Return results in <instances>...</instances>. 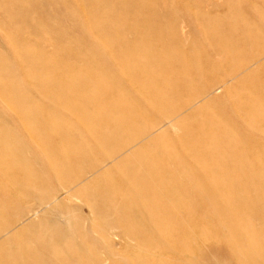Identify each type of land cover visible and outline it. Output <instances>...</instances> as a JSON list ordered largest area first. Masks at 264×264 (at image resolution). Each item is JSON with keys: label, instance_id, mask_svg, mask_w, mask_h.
<instances>
[{"label": "bare ground", "instance_id": "bare-ground-1", "mask_svg": "<svg viewBox=\"0 0 264 264\" xmlns=\"http://www.w3.org/2000/svg\"><path fill=\"white\" fill-rule=\"evenodd\" d=\"M37 1L39 8L50 4L49 0ZM89 1L96 8L86 14L87 27L81 25L78 30L87 44L82 47L84 51L64 50L56 58L63 67L55 68L67 71L65 76L34 69L33 75L40 79L34 86L23 90L0 85L15 109L12 123L27 131L25 140H30L25 144L13 137L19 135L15 131L11 134V126L5 127L7 133L0 126V264H106L112 255L129 249L138 252L140 245L143 250L138 253H148L146 260L152 264H164L156 257L165 252H170L169 264H185L188 260L179 255L180 250L186 246L189 232L197 234L182 227L191 222L197 228L205 225L202 228L214 235L205 253L211 248L231 253V246L227 247L228 241L222 237L229 234L231 239H238L243 233L234 234L237 228L229 227L227 233L220 231L219 224L223 220L239 224L231 209L241 207V194L223 197L226 191H222L264 186L243 176L226 181L220 177L228 170L264 172L260 161L254 166L235 164L237 158L258 155L257 147L264 140L256 118L248 117L253 126L243 124L248 119L247 110L257 112L263 105L264 81L256 79L264 69V26L260 31L242 28L244 40L236 44L237 52L226 58L215 52L216 47L193 50L176 37L153 30L163 16L152 14L149 22L129 28L125 20L114 17L118 0ZM11 3L0 0V12L17 18L31 11L19 0ZM255 6L251 8L257 9ZM38 22L41 24L26 20L25 24L35 26ZM4 26L0 19V27ZM92 26L95 31L90 34L86 29ZM48 38L57 41L65 36L58 33ZM168 48L177 52H168L164 61L162 56ZM200 54L204 58L196 62ZM41 56L27 58L40 60ZM222 60L226 66L221 65ZM165 62L183 69L182 74L170 75L174 74L171 68L162 71ZM11 71L7 65L0 67V74ZM240 110H244L243 115L238 116ZM241 139L246 143L240 144ZM32 148L38 154H33ZM28 155L35 156L32 163ZM177 174L184 176L176 179ZM52 178L62 180L60 193L48 183ZM170 199L177 206H167ZM82 204L88 208L86 215H82ZM188 210L192 215L181 221V213ZM17 223L23 225L7 239L1 238ZM76 224L80 227L75 228ZM168 227L175 234L170 235ZM115 237L120 240L119 249H115ZM98 238L103 241L99 248L107 260L95 258L85 263L84 257L97 253ZM127 239L133 240L132 244ZM88 241L94 242L93 246H85ZM258 243L262 244L260 240ZM80 249L86 256L76 254ZM261 250L264 253L263 247ZM125 255L129 258L132 253ZM250 256L249 260L253 259Z\"/></svg>", "mask_w": 264, "mask_h": 264}, {"label": "rangeland", "instance_id": "rangeland-1", "mask_svg": "<svg viewBox=\"0 0 264 264\" xmlns=\"http://www.w3.org/2000/svg\"><path fill=\"white\" fill-rule=\"evenodd\" d=\"M3 1H6L7 4L8 3L12 4L11 2L14 3V0H3ZM49 1H50V4H46L44 8H39L38 6L39 3L37 0H19V4L21 6L30 7L31 11L26 14H22L17 18L11 14L7 15L6 13L0 12V19L5 24L3 28L0 27V42H1L0 43V55H2L1 60H0V65H1L0 67H2L3 65H7L12 70L11 74L9 75L5 73L0 74V85L5 86L6 89L12 86V87H17V88L25 90V88H28L30 85L34 86L35 84H38L39 78L37 79L33 75L34 69H39V70L41 69L43 73H47L50 75L61 74L65 76L67 71L61 70L58 72L55 68V65L63 67V64L57 61V59H59V56H60L59 53H61L64 50L68 51V50H73V49H79L81 51H84L82 47H85L87 45L84 42V37L82 35L80 36L78 30L81 25H83L84 27H87V25L89 24V20L86 14L91 9L96 8L95 5H93L89 0H57V4H56V0H49ZM210 3L207 0H118L119 10H117L114 13V17L116 19L125 20L126 26H128L129 28H138L141 22H149L152 14H158L163 17L160 20H158L157 24L152 26L153 30L161 31L165 35H169L171 37L174 36L176 37L178 41H181L182 43L186 44L185 47H190L193 50L194 49L209 50V49L216 47L218 50H215V52L218 55L219 53H223V55L226 58L231 54H235L238 50L236 44H238L239 41L244 40L245 35L241 33L243 31L242 28L244 29V28H247V26H249L250 28H253L254 30L260 31V29L263 28L264 26L262 23L264 22L262 18V15L264 14V3L262 2H256V0H210ZM254 5H256L255 7L257 9L251 8ZM26 20L40 21L41 24L39 22L35 26L25 24ZM12 22H15L17 25L13 26ZM115 26H117L118 29L121 28L119 27V25H117V23L115 24ZM86 30H89V33L92 34L95 31V27L92 26ZM245 32L246 31H244V33ZM58 33L64 34L65 38H62L61 40H57V41H53V40L51 41L48 38L49 35L51 36V35L58 34ZM259 34L261 35V32H259ZM1 39H6V42L3 41L4 43H2ZM15 41H18V42H15ZM97 41L100 42L101 40L100 41L97 40ZM85 50H87V48H85ZM168 52H177V49L168 48L162 56V59L164 61L165 59H168L166 58V54ZM81 53L83 54L84 52H81ZM32 54L35 56L41 54L42 55L41 59L35 60L33 58H27L28 56ZM83 55H86V53ZM217 57L219 58V56ZM202 58H204L202 54L198 55L196 57V62L201 61ZM45 59H50V60L44 61ZM221 65L226 66V61L222 60ZM191 67H193V65H191ZM170 68L174 72V74L169 73L172 76L178 77V75L182 74L183 72V69L173 67L172 65L169 64V62H165L164 65L161 66V69L164 72L165 71L167 72L168 69ZM261 72H259L261 74H259L256 79L259 82L264 81V69ZM6 89L5 91L0 90V99H1L0 114L3 115L1 116L3 117V120L0 119V126L4 127L3 132L5 131V133L9 132L8 131L9 129L5 127L8 125L11 126L12 128L11 134L13 135L15 131L16 134L19 135V137L18 136H13V137L20 139L21 141L24 140L23 142L29 145L30 140H27V139L25 140L26 138L25 132L27 131L21 129L19 126H17V124L15 125L12 123L11 119H13L14 121L13 113H15V109L11 104H9V101L7 100L8 92L6 91ZM261 96L263 99V105L257 109V112L250 113L249 110H247V113H248L247 118L248 117L256 118L258 120L259 129L264 133V92H262ZM243 111L244 110L238 111L237 113L238 116L243 115ZM261 112L263 113L260 114ZM243 124H246L248 127L254 125L253 123L252 124L250 123L249 118ZM31 131L33 132V129H31ZM229 133L237 135L235 131H229ZM10 138L11 137H9L8 140H10ZM239 142L240 144L243 145L246 143V140L241 139ZM261 145H262L261 147L256 146L258 148L257 149L258 155L252 154V155L245 157L244 159L237 158V161L235 162V164L254 166L258 163V161H260V165H262L264 168V147H263L264 140H262ZM31 150L33 154H38L39 152L33 148ZM33 158H35V156L28 155V159L31 161V163H32ZM38 161L41 163L44 162L43 159H39ZM107 166L109 165L107 164ZM50 171L52 170L50 169L46 170V172L52 176ZM179 175L178 174L175 175L174 178L179 179L182 176H184V174L182 175L179 174ZM220 175H221L220 177L225 181L228 179H232V178L235 180L237 176H243L244 179L251 178L256 183H264V172L249 173L243 170H237V171L228 170V171L221 172ZM61 181L62 180L60 178H56V179L52 178L49 180L48 183L53 189H55V191H58L60 189V185H62ZM60 192L61 191H58V193ZM222 192H225L223 193L224 195L222 194L223 197H236L238 194L239 196L241 194L240 196V199L242 201L241 207H239L240 205L239 206L235 205L231 209V213L232 212L235 213L234 215L237 217L236 219H238L237 223H239L240 225L244 223L243 226H245V228L243 226H238L239 224L238 225L235 224L236 222H233V223L230 221L228 222V220L221 221L222 224H219L220 228L217 226V228H219L220 231L226 230L225 231L226 233L229 231V229L234 230V228L235 229L237 228L236 229L237 231L236 230L233 231L234 234L235 232L236 234L237 232L239 234L243 233L241 235L238 234L239 240L237 238L235 239V237H233L234 239H231L232 235H230L229 237V234H228V237H225V238L222 237V239L224 240L226 239L225 241H228L226 242L227 247L231 246L232 248L231 253H227V251L218 252L219 250L212 251V248H211V251H207V253H205L206 252L205 249H208V250L210 249L207 243L209 240H211L214 237V235L208 232L207 230L208 228L207 229L202 228L203 226H205L203 224H200L198 222L196 223L198 224V226L201 225L202 227L200 228L205 231L200 230V228H197V225L196 227L193 226V223L195 225V222H191V223L186 222L189 225V227L187 224H185L187 227L183 225L182 229L184 227H185L184 229L185 231L188 228L189 229L187 231H190V229H192L193 231L196 232L197 235L195 236L194 235L195 233L192 234L189 232L190 235H189V238L187 239L186 246L180 250L181 252L180 254L176 253L175 255L179 254L181 256L186 257L188 260L187 261L188 263L186 262L185 264H190L191 262L192 264H239V263L240 264L241 263L242 264H253V261H254V264L255 263L260 264V262H263L262 264H264V257L262 256L264 253L261 250L262 247L264 248V245H263L264 243V227H263L264 225L263 224L264 223V202H263L264 201V186L263 187L248 186V187H243L241 190L224 189ZM60 198H63V194L60 195ZM157 200H159V198L156 199V202H158ZM74 203L76 202L74 201ZM172 205L177 206V202L173 199H170V201H168L167 206H172ZM243 207H245L246 210L243 209ZM80 208L82 210V215H86L88 212V208L86 207V205L82 204ZM238 210L239 212L243 210V212H241L242 215L238 212L240 215L237 216ZM68 212H70V210ZM181 214H182L181 219H180L181 221L185 220L186 218H188V216L192 215V213L189 212V210L188 212L183 211ZM249 218L250 219L252 218L253 221H251ZM259 218L263 220L262 223L259 221ZM248 219H249V222H248ZM34 220L35 219H32L31 221H34ZM240 220H243V221H240ZM244 221H246V223ZM219 222L220 221H217V223ZM250 222H252V224ZM213 224L215 226L216 223H213ZM223 224L225 227L222 226ZM22 225H23L22 223L12 224L11 226L13 227L9 228L7 233L5 234L2 233L1 238L7 239L8 237L11 236V233L13 232L15 233V231H17L18 228ZM88 225H89V222H88ZM230 225H231V228H230ZM233 225L234 226L236 225V227H234ZM170 226L173 227L172 224ZM74 227L76 228L80 226L76 224L74 225ZM172 227H168V230L170 228L172 230V231L170 230L169 232L170 235H173V233L175 234V232L173 231L174 229ZM228 227L229 229L227 230ZM249 227L250 228L252 227L253 228L252 230H254V232L251 231ZM244 229H246L245 230L246 232L244 231ZM255 232L256 234H251ZM24 233H25L24 231L21 232V234L25 235ZM244 233H247L246 235H248L247 241H245L247 236H245ZM26 234L27 236L30 235L29 233H26ZM92 234L96 235L95 232H92ZM192 235L195 238L191 239L190 236ZM242 235L244 236V238ZM258 236H259L260 243L262 244L258 243L259 241ZM94 238L96 239L97 237H94ZM193 239H196V240L193 241ZM254 239L258 244L254 241ZM200 240L203 242V244L201 243ZM248 240H250V242H248ZM132 241L133 240L131 239L126 240L127 243H131V244H132ZM115 243H116L115 249H119L120 246L118 243H120V240L117 237H115ZM217 243L218 241L216 239L214 243L215 246L217 245ZM93 244L94 242L92 243V241H88L85 244V246H93ZM102 244H103V241L98 238V242H95V245L97 247V253L89 257H84L86 256V253L82 249L76 250L75 252L79 256L84 257L83 260L85 263L91 262L95 258L96 259L101 258V260H105V259L107 260L108 258L107 254L103 250H100L99 248V246H101ZM256 244L257 246L255 247ZM260 245H263V246H260ZM62 246L64 247V244H62ZM244 246L250 247V249L246 248L245 250ZM138 247H139L138 252L143 250V245H140ZM236 248L237 249L239 248L238 249L239 251ZM240 250L245 251L243 252L244 254L240 252ZM252 250H255L256 252ZM260 250H261L260 252L261 254L258 252ZM156 251H157L156 249H153V252H156ZM199 251H203V252L205 251V252L202 253L201 255L199 254L197 255V252ZM138 252L135 249L134 250L129 249L122 253L120 251L121 255L110 256L109 257L110 260L109 262H106V264H133V263L134 264H152L149 260H146L147 259L146 255L148 253L140 254ZM253 252L255 253V255L253 254ZM126 253H128V255L129 253L130 254L132 253V255L129 258H127L128 256L125 255ZM247 253L251 254L252 256L250 257L251 258L253 257V259L249 260V254L247 255ZM240 254H242L243 256ZM140 255H144V256L141 257ZM169 255H170V252L169 254L168 252H165L160 255H157L156 258L157 260H159L158 262L162 260L164 264H169L172 261ZM197 257L199 259H196ZM236 258H237V261H236ZM241 258L246 259L245 260L246 262H244V259L242 260ZM196 261L197 263H195ZM174 263L176 264L175 261Z\"/></svg>", "mask_w": 264, "mask_h": 264}]
</instances>
